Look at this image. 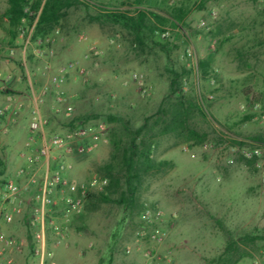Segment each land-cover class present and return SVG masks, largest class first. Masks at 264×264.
<instances>
[{"label": "rangeland", "instance_id": "1", "mask_svg": "<svg viewBox=\"0 0 264 264\" xmlns=\"http://www.w3.org/2000/svg\"><path fill=\"white\" fill-rule=\"evenodd\" d=\"M119 1L75 4L46 34L34 36L36 18L24 20L12 36L3 15L8 2L0 0V184L23 183L17 172L40 145L39 137L26 145L38 99L48 136H67L77 121L104 125L92 151L67 156L76 172L70 179L86 181L100 176L96 167L109 157L114 124L108 114L138 126L167 93L169 68L184 69L182 89L205 112L196 111L190 125L204 141L172 133L158 138L154 158L174 164L146 177L138 209L101 201L100 191L67 217L57 203L47 217L62 226L64 237L56 242L48 229V249L55 264H97L109 256L111 264H254L264 254V239L250 238L264 234V0H158L187 12L181 27L168 26L154 37L166 50L150 39L140 46L126 29L95 19L102 6ZM205 58L210 64L202 75L197 61ZM63 66L69 71L56 87L49 77ZM57 91L71 111L57 109ZM253 149L259 153L247 156ZM32 193L0 206V232L24 238L1 264L8 257L12 264H38L32 242L37 226L23 220V214L31 216ZM4 207L13 212L9 223L2 219ZM145 208L161 214L146 223ZM228 240L234 245L225 252ZM67 247L88 259L68 258Z\"/></svg>", "mask_w": 264, "mask_h": 264}, {"label": "trees", "instance_id": "2", "mask_svg": "<svg viewBox=\"0 0 264 264\" xmlns=\"http://www.w3.org/2000/svg\"><path fill=\"white\" fill-rule=\"evenodd\" d=\"M3 15L6 17L12 36L24 21H34L33 35L46 34L67 14V10L78 3L91 4L94 0H7ZM185 8L178 6L164 8L158 0H120L117 6H102L95 19L116 24L126 29L140 46L147 40L154 41L157 34L166 27H181L186 17ZM166 50L165 43L154 41ZM210 58L199 59L198 69L206 75ZM188 71L169 68L168 91L156 111L146 115L138 126H132L123 116L108 114L114 124L108 131L111 146L108 159L96 167L97 173L107 179L104 189L96 196L101 201H114L129 210L142 206L138 203V193L149 174L165 171L173 166L169 159L154 158L158 138L174 134L185 141L196 144L204 141L205 136L198 134L190 125L194 113L205 115L201 105L190 100L182 89ZM82 117V116H81ZM85 116L83 118H88ZM80 118L76 116V119ZM73 122V120H72ZM249 161V160H248ZM3 166V165H2ZM1 173V172H0ZM91 196V194L89 195ZM88 196V197H89ZM251 239H264V234L250 236ZM234 245L228 240L225 252ZM220 257L216 260L219 261ZM112 257L97 264H111Z\"/></svg>", "mask_w": 264, "mask_h": 264}, {"label": "built area", "instance_id": "3", "mask_svg": "<svg viewBox=\"0 0 264 264\" xmlns=\"http://www.w3.org/2000/svg\"><path fill=\"white\" fill-rule=\"evenodd\" d=\"M39 41L41 42V40ZM69 67H61L49 77L54 86L58 87L65 82ZM39 101L41 99L35 103L28 124L26 145H32L38 137L41 140L40 145L35 151L25 156V163L17 172L23 183L7 180L0 184V206H5L4 204L16 200L20 194L33 188L31 225L37 226L33 232V239L36 243L34 252L39 258V264H44L45 261H49V264H55L54 254L48 249V229L54 234L56 242L64 237V232L60 224L47 217L49 211L59 203L64 217L76 214L81 211L88 196L92 192L102 191L107 183L106 178L98 175H93L86 181L71 180L67 176V171L72 168V164L67 156L73 153L82 154L92 151L97 146L104 125L102 123L95 125L77 121L80 124L67 136L58 134L48 136L45 132L47 119L40 112ZM55 103L57 109L64 105L68 112L72 110L67 96L62 91L56 92ZM52 153L55 154L52 156ZM258 153L257 149H253L246 152V155L253 156ZM42 166L43 170L40 173ZM15 211L19 212V209L16 208ZM1 214L5 222L12 221V211L4 207ZM160 214L159 210L145 208L141 217L146 223H150L152 216L157 218ZM156 232L158 231L156 230ZM0 242V258L13 248L18 249L22 244V241L18 242L1 232ZM5 259L7 264H12L13 258ZM254 264H264V254L256 259Z\"/></svg>", "mask_w": 264, "mask_h": 264}, {"label": "crops", "instance_id": "4", "mask_svg": "<svg viewBox=\"0 0 264 264\" xmlns=\"http://www.w3.org/2000/svg\"><path fill=\"white\" fill-rule=\"evenodd\" d=\"M75 170L73 169H70L69 171H67V176L70 178V177H73V176H75ZM23 220H24V223H25V226H29L30 227V224H31V216H29V215H25V214H23ZM5 230H6V228H4ZM8 231V230H7ZM11 232V231H10ZM21 239V241L23 242L24 241V238H20ZM32 242L34 243V244H36L35 243V240L33 239V235H32ZM0 246H1V242H0ZM64 253L66 254V256H68V258L70 257L71 259L72 258H77V259H79V260H87L88 259V257L87 256H85V254L84 255H82V256H80V254H79V256H75L74 257V252H73V249L72 248H70V247H67L66 248V250H64ZM6 254V253H5ZM4 258V255H3V257L2 258H0V261H1V259H3ZM37 258V257H36ZM37 261H38V264H39V258H37ZM5 262H6V259H5ZM1 264V263H0ZM7 264V263H6Z\"/></svg>", "mask_w": 264, "mask_h": 264}]
</instances>
